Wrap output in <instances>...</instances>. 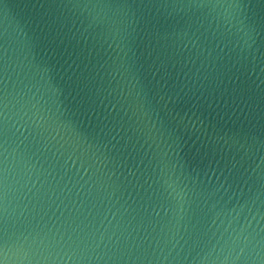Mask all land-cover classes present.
<instances>
[{
  "label": "water",
  "instance_id": "95a60500",
  "mask_svg": "<svg viewBox=\"0 0 264 264\" xmlns=\"http://www.w3.org/2000/svg\"><path fill=\"white\" fill-rule=\"evenodd\" d=\"M0 264H264V0H0Z\"/></svg>",
  "mask_w": 264,
  "mask_h": 264
}]
</instances>
